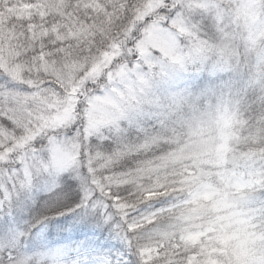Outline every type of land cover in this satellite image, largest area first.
Listing matches in <instances>:
<instances>
[{
  "label": "snow or ice",
  "instance_id": "snow-or-ice-1",
  "mask_svg": "<svg viewBox=\"0 0 264 264\" xmlns=\"http://www.w3.org/2000/svg\"><path fill=\"white\" fill-rule=\"evenodd\" d=\"M13 209L0 264H264V0H0Z\"/></svg>",
  "mask_w": 264,
  "mask_h": 264
},
{
  "label": "trees",
  "instance_id": "trees-1",
  "mask_svg": "<svg viewBox=\"0 0 264 264\" xmlns=\"http://www.w3.org/2000/svg\"><path fill=\"white\" fill-rule=\"evenodd\" d=\"M27 217H22L13 209L11 215H9L8 210H4L0 212V232L6 231L7 229L22 224L24 219ZM57 220L63 222L67 227L62 233H58V225L56 221H49L47 226L44 228V235L48 237L49 242H52L58 238V235L63 234L67 235L68 230H70L73 226L76 228L79 227V224L73 219L71 214L67 219L64 217H58ZM40 226H37L36 229H33V232H36ZM83 239V237H79ZM112 244H115L117 248L119 247V243L115 240L111 241Z\"/></svg>",
  "mask_w": 264,
  "mask_h": 264
}]
</instances>
